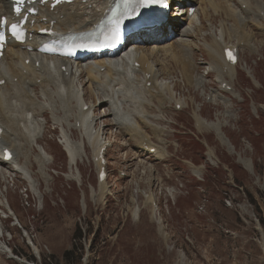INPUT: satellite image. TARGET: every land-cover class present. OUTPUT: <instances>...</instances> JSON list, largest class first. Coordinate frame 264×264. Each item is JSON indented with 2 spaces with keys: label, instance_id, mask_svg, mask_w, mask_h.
I'll list each match as a JSON object with an SVG mask.
<instances>
[{
  "label": "rangeland",
  "instance_id": "1",
  "mask_svg": "<svg viewBox=\"0 0 264 264\" xmlns=\"http://www.w3.org/2000/svg\"><path fill=\"white\" fill-rule=\"evenodd\" d=\"M232 4L240 9L237 0ZM196 12L192 36L177 41L191 47L194 76L201 77L202 84H188L177 66L158 77V82L178 87L163 110L155 101L147 109L161 120L155 124L161 134L150 136L159 156L149 158L155 152L145 151L129 168L130 159L124 160L127 150L118 146L124 137L118 139L115 128L104 131L100 139L107 143L108 177L101 190L86 130L79 122L66 127L68 132L71 126L77 129L80 173L69 162L63 129L48 109L51 121L39 115L40 141L29 159L37 176L29 178L13 163H0V264H264V19L261 26L253 21L246 27L253 50L243 41L239 45L233 33L226 39V45L238 48L239 60L232 76L221 82L205 43L225 28L240 32L243 26L226 12L217 14L211 8L205 18ZM165 56V50L149 54L151 60ZM176 60L189 65L183 57ZM74 82L87 107L98 105L99 100L86 95L85 73ZM91 89L95 95L104 90L96 85ZM104 106L108 104L98 105L97 113ZM195 112L202 120L219 121L227 142L213 129L199 128ZM99 120L104 127V120ZM41 147L48 152L43 174L34 162ZM147 196L151 203H146Z\"/></svg>",
  "mask_w": 264,
  "mask_h": 264
},
{
  "label": "bare ground",
  "instance_id": "2",
  "mask_svg": "<svg viewBox=\"0 0 264 264\" xmlns=\"http://www.w3.org/2000/svg\"><path fill=\"white\" fill-rule=\"evenodd\" d=\"M109 1L90 0L86 3L76 1L72 4L58 6L54 11L49 10L48 7H40L42 15L37 16L36 19L40 23V28L48 27L50 21L53 20L55 21L53 28L59 31L84 30L91 27L100 18ZM172 1H176L175 4L185 3L186 6L181 9L179 14L171 13L172 17L169 15V20L163 22L155 30L142 33V35L148 36L145 40L153 37H163L167 25L171 30L177 31L180 29V25L186 21L188 23L185 26L182 25L180 34L183 37L192 36L190 30L192 23H194L193 18L198 13L195 12L191 17L188 9L190 6H195V4L203 18L207 16V12L212 8L213 12L217 14L226 12L228 17L238 20L240 26H243L240 32L225 28L221 32L222 35L217 38L211 37V41L205 43L212 69L221 82H226L225 78L232 76L233 66L224 61L225 41L233 33V36L238 40V44L243 41L245 45H248V38H250L251 33L246 27L251 26L253 21L257 26L263 24L261 20L264 19V2L262 0H252L249 4L247 0H237L240 5V9L237 11L233 8L234 4H232L235 0ZM8 11L7 1L0 0V14ZM42 18H45L46 21H42ZM194 29H197V26H194ZM140 36L141 34L137 35V38L140 39ZM152 44L149 48L134 44L136 47L134 53L127 58L97 60L86 66L77 64L74 72V66L70 67V61L68 60L40 56L37 53L28 52L19 44L8 42L0 60V80H4V83L0 85V125L3 128L0 135V148L5 146L11 149L13 157L9 161H4L1 150L0 163H13L19 171L29 178L37 176L34 172L35 166L29 159L31 153L35 152L33 146L40 141L37 137L39 125L41 124L38 119L39 115L44 117L46 123L51 121L47 116L48 109H51V119L63 129L65 137L63 140L64 150L69 157V162L75 164L80 173L81 170L77 161L80 144L74 141L77 129L71 126L68 128L70 133L66 130L71 122H74L73 125L79 122L81 128L83 127L86 130L85 135L89 137L90 155L92 160L97 162V166H99L97 155L103 146L100 135L112 128L116 129L114 134L118 139L120 137L125 139L124 143L118 146L119 149L127 150L124 160L130 159L129 168L133 167L135 159L143 156L145 151L151 152L150 150H152V152H155V154H149V158L154 155L159 156V147L151 143L150 136L158 137L161 134L162 130L155 125L161 120L159 121L156 115L150 116L147 109L150 106V101H155L156 103L159 102L157 106L163 110L164 103L171 101L172 93L178 87L176 83L158 82V77L165 75L172 66H177L186 75V77L183 76L188 84L201 85L202 81L201 77L194 76L196 68L194 62L191 61L193 59L190 58L192 49L189 45L187 46L174 38L167 45ZM247 47L253 50V47L249 45ZM161 50L166 51V56L163 59L151 60L149 58V54ZM186 56L187 60H185ZM180 57H183L186 63L188 62L187 67L182 61L176 60ZM37 62L38 66H36ZM180 64L186 67V70L183 71ZM63 66H65L64 70L61 69ZM155 66L160 68H155ZM101 68H104V70L102 71ZM83 73H85L87 82H89L86 95L95 101L99 100L98 105L108 104L107 107H103L101 113H97L101 108H98V105L95 104L84 109L83 95L80 94L74 82L76 79H80ZM15 78L16 80H14ZM147 83H149V86ZM85 85L84 83L82 86ZM92 85L103 87L104 90H100V93H97L96 96L91 89ZM147 94L149 98L146 97ZM40 98H43L44 101L39 100ZM175 103L178 104L179 101L176 100ZM194 116L199 128L202 126L213 129L221 141L227 142L219 130V121L202 120L197 112ZM100 118L105 122H103L104 127L101 126L102 121L99 120ZM56 129V127L53 128V131H56ZM130 146H135L138 149L136 152H131L128 149ZM83 148L87 154L88 149L85 144ZM47 154L48 152L41 147L34 155V162L42 174L44 173L43 168L47 166L45 160ZM22 157L25 159L23 163H21ZM238 160L244 165L248 164V160H245L239 154ZM139 163L141 162H137V164ZM139 166L136 167L139 168ZM23 170L30 172V174L23 172ZM33 182L34 180L30 179V183ZM105 185L106 181L101 182L99 184L100 189L104 190ZM32 189L36 193L37 184H33ZM151 201V197L147 196L146 203H151ZM7 206L12 210L9 203Z\"/></svg>",
  "mask_w": 264,
  "mask_h": 264
},
{
  "label": "snow or ice",
  "instance_id": "3",
  "mask_svg": "<svg viewBox=\"0 0 264 264\" xmlns=\"http://www.w3.org/2000/svg\"><path fill=\"white\" fill-rule=\"evenodd\" d=\"M19 11V9H17V12ZM16 25H12V29H13V32H14V34L16 33ZM230 55V54H229ZM230 58H231V56H230Z\"/></svg>",
  "mask_w": 264,
  "mask_h": 264
},
{
  "label": "trees",
  "instance_id": "4",
  "mask_svg": "<svg viewBox=\"0 0 264 264\" xmlns=\"http://www.w3.org/2000/svg\"><path fill=\"white\" fill-rule=\"evenodd\" d=\"M78 231L80 232V230L78 229ZM70 253V251H65V254L68 255Z\"/></svg>",
  "mask_w": 264,
  "mask_h": 264
}]
</instances>
